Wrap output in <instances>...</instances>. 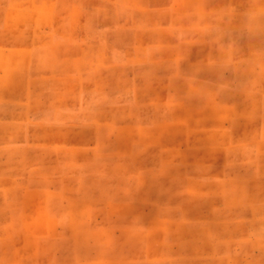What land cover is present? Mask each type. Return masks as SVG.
<instances>
[{
    "label": "rangeland",
    "instance_id": "rangeland-1",
    "mask_svg": "<svg viewBox=\"0 0 264 264\" xmlns=\"http://www.w3.org/2000/svg\"><path fill=\"white\" fill-rule=\"evenodd\" d=\"M74 1L95 59L65 123L0 132V264H264V0Z\"/></svg>",
    "mask_w": 264,
    "mask_h": 264
},
{
    "label": "crops",
    "instance_id": "crops-1",
    "mask_svg": "<svg viewBox=\"0 0 264 264\" xmlns=\"http://www.w3.org/2000/svg\"><path fill=\"white\" fill-rule=\"evenodd\" d=\"M82 4V0L74 1V18L69 28H96L92 8L87 6L84 10ZM40 7V12H36V7L24 0H0V132H18L16 126L20 125L65 123L63 119L70 107L67 61L95 59L84 58L81 53L68 55L62 50L67 42L59 30L67 27V21L62 20L67 10L61 0H43ZM41 30L54 31L41 36ZM79 44L83 45L82 40L75 41V45ZM45 45L54 47L47 51L42 49ZM21 110H26V119L20 117ZM54 117L56 120L52 121Z\"/></svg>",
    "mask_w": 264,
    "mask_h": 264
}]
</instances>
